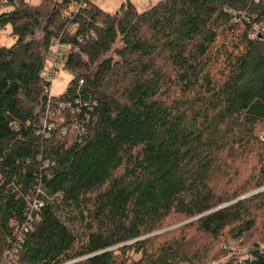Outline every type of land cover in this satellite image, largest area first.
I'll return each instance as SVG.
<instances>
[{"label": "trees", "instance_id": "16d2710c", "mask_svg": "<svg viewBox=\"0 0 264 264\" xmlns=\"http://www.w3.org/2000/svg\"><path fill=\"white\" fill-rule=\"evenodd\" d=\"M85 2L0 0V264H264V0Z\"/></svg>", "mask_w": 264, "mask_h": 264}, {"label": "rangeland", "instance_id": "374dc122", "mask_svg": "<svg viewBox=\"0 0 264 264\" xmlns=\"http://www.w3.org/2000/svg\"><path fill=\"white\" fill-rule=\"evenodd\" d=\"M33 4H37L39 0H29ZM96 4H98L104 11L107 13H115L120 8L121 4L124 0H94ZM160 0H132L133 4L135 5L136 9L140 12L145 11L155 5ZM3 10H0V12ZM75 11V7L72 6L70 9L71 14ZM39 36V35H38ZM15 42V37L12 35V30L10 26H6L4 28H0V47H9ZM69 53L68 45L64 47V49L60 52V57L57 60V66L58 70L55 72L53 76H51V73L49 69L53 66L55 60L54 55L49 53L47 57V66L44 71V75L51 80V88H50V94L55 97H59L62 95L67 87L69 86V83L72 78V73L70 70L64 68V59L62 55H67ZM258 135L260 140L262 141V136L264 135V121L260 122L258 125ZM264 188H261L256 191H261ZM254 191V192H256ZM253 193V192H252ZM251 195V194H250ZM246 197L249 196L245 195ZM244 197V196H243ZM186 222V221H185ZM185 224L184 222L177 223L175 225L168 226L165 230L174 229L178 226H181ZM71 226L78 230L81 226L79 222H72ZM160 231V232H162ZM159 232V233H160ZM137 259V256H132V259H130L128 264H135Z\"/></svg>", "mask_w": 264, "mask_h": 264}, {"label": "built area", "instance_id": "2783aa9c", "mask_svg": "<svg viewBox=\"0 0 264 264\" xmlns=\"http://www.w3.org/2000/svg\"><path fill=\"white\" fill-rule=\"evenodd\" d=\"M92 0H86L85 3L82 4V7H85L87 5L88 2H90ZM80 5L75 7V11L70 15L71 18L76 14V12L79 10ZM261 30H264V28L261 27H257L256 31L251 33L250 37L251 38H257L259 40H261L264 43V37H262V32ZM79 41L81 40L80 38L78 39ZM67 46L64 43L61 42L60 38H56L53 43H52V47H51V54L54 55V64L53 66L49 69L51 76H53L55 74V72L58 70V66H57V60L60 57V52L62 49H64V47ZM69 48V52H71V48L70 46H68ZM75 50H79L78 47H76ZM62 57L64 58L65 55L63 54ZM83 83V80L80 81V84ZM53 97L51 94L48 95V99H47V103H46V109H45V116H44V127L49 126V127H54V121L56 122H64L65 121V117L63 115L62 112H64L65 110H69L70 112H74L75 107L72 105L71 102H65V101H59V102H55L53 100ZM63 132H65L67 130V127H63L62 128ZM262 141H264V135L262 136ZM40 193H42L41 190H39ZM57 196L59 198H61V194H57ZM32 206L34 208H38L42 205V201L41 200H36L34 199L32 201ZM22 235L21 231H18V237L20 238V236Z\"/></svg>", "mask_w": 264, "mask_h": 264}, {"label": "water", "instance_id": "95a60500", "mask_svg": "<svg viewBox=\"0 0 264 264\" xmlns=\"http://www.w3.org/2000/svg\"><path fill=\"white\" fill-rule=\"evenodd\" d=\"M256 192H258V191H256ZM256 192H253V193H256ZM253 193H251V194H253ZM250 195V194H249ZM244 197H246V196H244ZM244 197H242V198H244ZM241 199V198H240ZM196 218H198V217H196ZM196 218H193V219H190V220H188V221H186V222H184V223H187V222H189V221H192V220H194V219H196Z\"/></svg>", "mask_w": 264, "mask_h": 264}]
</instances>
